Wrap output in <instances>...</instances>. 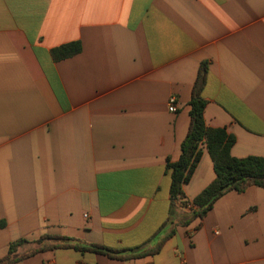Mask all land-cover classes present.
I'll return each mask as SVG.
<instances>
[{"label":"crops","instance_id":"crops-1","mask_svg":"<svg viewBox=\"0 0 264 264\" xmlns=\"http://www.w3.org/2000/svg\"><path fill=\"white\" fill-rule=\"evenodd\" d=\"M204 66L206 125L264 158V0H0V264H264L263 188L195 217L204 149L170 198Z\"/></svg>","mask_w":264,"mask_h":264},{"label":"trees","instance_id":"trees-1","mask_svg":"<svg viewBox=\"0 0 264 264\" xmlns=\"http://www.w3.org/2000/svg\"><path fill=\"white\" fill-rule=\"evenodd\" d=\"M80 42H71L51 51L52 59L56 62L66 60L81 53ZM205 66L202 67L195 93L190 104V128L181 145V154L176 162L167 161L166 170L171 176L170 198L172 204L184 199V186L190 182L192 176L203 156L204 149L208 152L214 166L215 179L206 187L193 201V214L195 217H204L210 212L216 201L230 191L244 192L249 186H256L264 189V158L250 156L236 158L232 155L235 137L227 134L224 129H213L206 125L204 111L206 101L200 96V88L204 82ZM3 226V223H1ZM54 239L68 243V239L61 237H45L38 241L42 244L46 239ZM25 243L24 240L12 243L9 256H14L17 248ZM44 246V247H43ZM72 248L80 251L102 253L110 257L118 258L123 254L135 255L137 251H113L98 245L79 246L72 245ZM42 245L41 249H45ZM157 251L144 252L143 255H153ZM139 255V254H138ZM139 255V256H140ZM8 257L3 263L11 264L12 259ZM15 258V257H14Z\"/></svg>","mask_w":264,"mask_h":264},{"label":"built area","instance_id":"built-area-1","mask_svg":"<svg viewBox=\"0 0 264 264\" xmlns=\"http://www.w3.org/2000/svg\"><path fill=\"white\" fill-rule=\"evenodd\" d=\"M168 110H169L171 113L176 112V99H175V97H171V98L169 99V102H168Z\"/></svg>","mask_w":264,"mask_h":264},{"label":"rangeland","instance_id":"rangeland-1","mask_svg":"<svg viewBox=\"0 0 264 264\" xmlns=\"http://www.w3.org/2000/svg\"><path fill=\"white\" fill-rule=\"evenodd\" d=\"M43 245H46V244H43Z\"/></svg>","mask_w":264,"mask_h":264}]
</instances>
